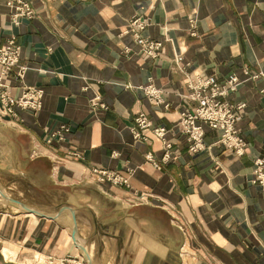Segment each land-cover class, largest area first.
Instances as JSON below:
<instances>
[{"label":"crops","instance_id":"crops-1","mask_svg":"<svg viewBox=\"0 0 264 264\" xmlns=\"http://www.w3.org/2000/svg\"><path fill=\"white\" fill-rule=\"evenodd\" d=\"M31 3L35 15L14 23L0 0V40L14 36L26 66L18 80L12 69V93L44 90L39 111L19 110L16 121L0 114V186L54 217L0 194V264H36L47 254L92 264H264V193L252 182L254 161L264 157V80L250 78L264 71V0ZM135 17L147 21L142 36L163 41L156 57L129 29ZM232 72L242 83L228 99L246 103L237 123L245 152L228 150L207 124L204 146L192 150L179 130L188 82ZM150 83L163 103L146 94ZM142 112L167 126L169 160L152 130L135 136ZM60 124L69 127L65 138L49 142ZM28 166L43 170L26 174ZM95 166L128 176L130 186L98 181ZM26 181L49 185L43 202L24 201ZM52 187L63 192L59 203L47 201Z\"/></svg>","mask_w":264,"mask_h":264},{"label":"built area","instance_id":"built-area-1","mask_svg":"<svg viewBox=\"0 0 264 264\" xmlns=\"http://www.w3.org/2000/svg\"><path fill=\"white\" fill-rule=\"evenodd\" d=\"M9 8V18L14 23H19L22 18H32L36 10L32 6L31 0H5ZM147 26V21L135 17L130 25V30L135 31L136 40L141 47V51L150 56L156 57L164 48L162 40H155L142 36L137 30ZM20 45L14 36L5 41L0 40V114L10 120L20 119L19 110L37 112L42 107V97L44 90L37 86H25L19 95L12 93V85L9 82L13 68L18 67L16 80L23 78L26 66L19 65ZM176 64L181 67L182 56L174 59ZM249 74V71L246 70ZM250 78L264 80V71L251 74ZM242 83L236 72L230 73L224 80H219L215 75L198 74L195 80L188 82L187 92L183 99L191 102V105L181 110L179 130L188 135L190 148L192 150L201 149L204 146L205 130L203 124L218 131L217 141L223 144L228 150L242 154L247 148V141L237 126L241 119V112L245 108L244 101H231L228 95L237 91ZM145 92L157 104L163 103L159 90L150 83L145 87ZM264 92V87L262 88ZM98 101L95 99V103ZM169 104H166L168 106ZM134 133L136 137L142 136L140 130L150 129L158 137L164 140L166 151L163 160L167 161L171 157V143L165 138L167 126L163 124L155 125L148 115L140 113L136 118ZM69 131L66 124H60L51 130L48 141L63 140L65 133ZM147 158L152 160L155 165L159 163L153 160L152 154H147ZM91 171L96 175L98 181H109L114 184L130 186L129 177L116 170L107 168L93 167ZM131 171V170H130ZM252 182L261 187L264 193V157H257L254 161ZM36 264H87L80 257L66 255L58 257L53 254L39 256L35 260Z\"/></svg>","mask_w":264,"mask_h":264},{"label":"rangeland","instance_id":"rangeland-1","mask_svg":"<svg viewBox=\"0 0 264 264\" xmlns=\"http://www.w3.org/2000/svg\"><path fill=\"white\" fill-rule=\"evenodd\" d=\"M39 170H43V167L42 166H30V167L28 166V167H26L24 169V171L26 172V174L28 172L30 173V171L31 172L32 171L35 172V171H39ZM27 177L28 176H25V178H27ZM31 178H34V180H37L36 182H40L39 178H36L35 176H32ZM37 184L38 185H34L33 183H28V181H26L25 183H23V182H20L19 183V187H21V189L23 191V194H25L28 197H30V198H28L27 200H24V201H27V202H29V201L31 202L32 201V202H37V203L44 201L43 198H44L45 195H47V190L49 191V185L46 184L45 185V188H43L44 187L43 186L44 184H43L42 181H41V183H37ZM37 186H39V187H37ZM44 189H45V191H44ZM49 194H51V198L50 199H47V201H53L55 203H59L60 202V196H63V192L60 191L59 187H52L51 188V193H49ZM20 201L23 202V200H20ZM76 257H80V256H77L76 255ZM81 259L84 260L86 263H88V261L86 259H83V258H81Z\"/></svg>","mask_w":264,"mask_h":264},{"label":"water","instance_id":"water-1","mask_svg":"<svg viewBox=\"0 0 264 264\" xmlns=\"http://www.w3.org/2000/svg\"><path fill=\"white\" fill-rule=\"evenodd\" d=\"M0 194L5 199H7L10 203L15 204V205H17V206H19V207L27 210V211H30V212H33V213H36V214H40V215H43V216H51V217H54V215L47 214L45 212L40 211L37 208L30 207L27 204H25L24 202H22V201H20V200H18L16 198L10 196L1 186H0ZM71 212H72V218H73V236H74V239L76 240V234H77L76 216H75L74 210H71ZM80 247L83 250L85 257L87 258L85 247L83 245H80ZM87 261L89 262V264H92L88 258H87Z\"/></svg>","mask_w":264,"mask_h":264},{"label":"bare ground","instance_id":"bare-ground-1","mask_svg":"<svg viewBox=\"0 0 264 264\" xmlns=\"http://www.w3.org/2000/svg\"><path fill=\"white\" fill-rule=\"evenodd\" d=\"M88 263H89V262H88ZM88 263H87V264H88Z\"/></svg>","mask_w":264,"mask_h":264}]
</instances>
